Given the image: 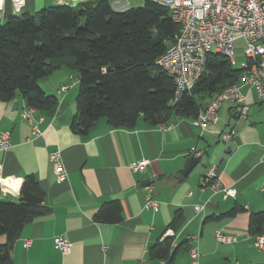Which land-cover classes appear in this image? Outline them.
I'll use <instances>...</instances> for the list:
<instances>
[{"label":"crops","instance_id":"obj_1","mask_svg":"<svg viewBox=\"0 0 264 264\" xmlns=\"http://www.w3.org/2000/svg\"><path fill=\"white\" fill-rule=\"evenodd\" d=\"M110 1L116 10L143 2ZM79 2L96 0H23L19 8L13 0H2L0 23L11 14ZM242 75L235 84L246 96L247 113L236 115L235 103L225 100L217 122L204 129L192 123V116L173 114L160 124L139 116L132 126H113L100 117L86 133L74 132L70 123L78 76L65 67L39 80L58 102L48 110L35 108L31 121L24 117L27 105L20 94L0 99V133L9 131L11 143L0 150V199L17 200L23 177L31 174L44 191L42 203L47 207L24 224L13 241V263L164 264L150 257L148 248L172 236V264H190L191 243L197 244L200 264H264V248L252 246L253 237L247 233L250 213L264 210V102L242 83ZM62 85L67 88L61 90ZM31 125L41 132L33 135ZM55 149L67 174L61 181L49 159ZM192 157L195 164L183 174ZM143 158L148 160L143 170H130V162ZM211 164L217 166L221 187L234 188V194L223 197L222 190L201 183ZM148 191L157 209L145 206ZM196 204L204 207L195 212ZM235 206L240 210L226 214ZM217 230L236 241H217ZM56 236L70 241V251L54 247Z\"/></svg>","mask_w":264,"mask_h":264},{"label":"trees","instance_id":"obj_2","mask_svg":"<svg viewBox=\"0 0 264 264\" xmlns=\"http://www.w3.org/2000/svg\"><path fill=\"white\" fill-rule=\"evenodd\" d=\"M178 29L169 9L153 0L122 10L111 7L110 0H96L11 14L0 23V99L20 94L27 106L51 109L58 99L39 80L65 67L78 76L74 132L86 133L100 117L113 126H132L139 116L151 124L165 123L173 114L193 117L207 98L235 84L243 69L210 52L192 89L174 100L173 79L155 60ZM23 178L17 200L0 199V236L5 238L0 264H14L10 254L21 228L47 211L38 180L31 174ZM237 210L231 207L226 214ZM247 220L250 236L264 233V210L251 212ZM173 242L172 236L164 237L148 248L149 256L172 264Z\"/></svg>","mask_w":264,"mask_h":264},{"label":"built area","instance_id":"obj_3","mask_svg":"<svg viewBox=\"0 0 264 264\" xmlns=\"http://www.w3.org/2000/svg\"><path fill=\"white\" fill-rule=\"evenodd\" d=\"M169 9L171 18L179 24V31L175 40L157 56L155 63L169 74L174 83V100L181 93L192 89L195 80L201 75L206 64L207 54L218 52L226 56L232 65H235V40H242L244 44V60L240 64L243 75L242 83L252 87L259 99L264 102V0H153ZM17 8L23 4V0H13ZM2 0H0V8ZM66 85L60 87L66 89ZM229 100L235 103L239 115L247 113V99L240 92L239 85L232 84L217 91L205 108L193 116L192 123L201 129L208 124L217 122L218 111L223 101ZM35 108L27 106L24 109V117L32 120V112ZM32 126V134L37 135L41 131L35 125ZM230 136L225 135V138ZM10 132L0 133V150L10 146ZM201 154L200 151L196 156ZM50 164L57 181L66 178V170L63 166L60 151L55 149L49 154ZM146 158L130 162L132 171H140L145 168ZM217 166L211 164L202 177V182L211 184L214 189H220L223 197L234 194V188L221 187L218 183ZM5 183V180L3 181ZM148 191L145 206L157 209L158 203ZM204 205H194L195 212L202 210ZM216 240L221 243H232L236 237L226 234L221 230L215 231ZM26 245L29 240L24 241ZM54 247L66 253L70 251V241L62 236L53 239ZM252 246L264 248V233L253 236ZM196 243L188 247L190 264H200Z\"/></svg>","mask_w":264,"mask_h":264},{"label":"rangeland","instance_id":"obj_4","mask_svg":"<svg viewBox=\"0 0 264 264\" xmlns=\"http://www.w3.org/2000/svg\"><path fill=\"white\" fill-rule=\"evenodd\" d=\"M139 1H142V0H139ZM243 48H244L243 41L240 40V39L235 40V53H234L235 55H234V58H235L236 64L234 66H236V67H240V64L242 63V61L245 58L244 54L242 53L243 52ZM3 239H4V236H0V240L3 241Z\"/></svg>","mask_w":264,"mask_h":264},{"label":"water","instance_id":"obj_5","mask_svg":"<svg viewBox=\"0 0 264 264\" xmlns=\"http://www.w3.org/2000/svg\"><path fill=\"white\" fill-rule=\"evenodd\" d=\"M235 114H236V115H239V111H238L237 109L235 110ZM195 162H196V159L192 157V158L190 159V161L188 162V164H187V165L184 167V169L182 170V171H183V174H184V173H187L188 170L192 167V165L195 164Z\"/></svg>","mask_w":264,"mask_h":264}]
</instances>
